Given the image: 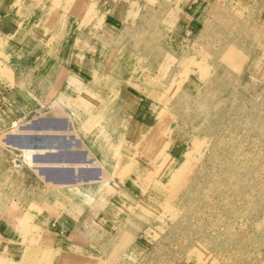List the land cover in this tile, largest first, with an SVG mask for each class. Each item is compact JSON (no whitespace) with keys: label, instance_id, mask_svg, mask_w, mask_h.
Returning a JSON list of instances; mask_svg holds the SVG:
<instances>
[{"label":"rangeland","instance_id":"rangeland-1","mask_svg":"<svg viewBox=\"0 0 264 264\" xmlns=\"http://www.w3.org/2000/svg\"><path fill=\"white\" fill-rule=\"evenodd\" d=\"M66 1L65 9L55 5V0H0V15L8 18L5 22L12 30V33L0 32V78L6 81L0 92V245L13 249L9 260L0 259V264H20L24 256V261L37 256L42 259L40 264H55L68 242L92 246L89 256L83 260L87 264H264V54L259 56V43L255 42L249 51V42L237 37L238 27L247 22L244 20L236 26L237 17L245 18L251 13L253 29L260 27L264 31V0H167V8L185 21L177 17L172 22L167 18L153 19L150 30H145L146 20L141 17L145 13L141 12L145 0ZM54 8L62 14L57 20L60 26L66 23L64 35H59L61 38L46 22L56 14ZM212 8L218 11L209 13ZM118 11L132 14L129 23L121 22V31L125 27L138 35L154 32V37H147L144 42L154 44L157 49L165 46L166 39L170 44L176 41L180 46L163 48L162 53L155 54L163 55L159 56L161 62L172 60L178 82L195 79L197 84L207 85L213 93L209 100L211 105L219 106L210 121H204L193 116L188 119L189 112L178 119L175 112H167L166 105H154L153 116L157 115L158 121L155 123L157 117L153 116L148 120L152 126L150 135H146L141 125L146 119L141 118V113L152 109L132 108L134 120L123 100L118 101L121 108L124 106L125 115L130 116L119 128L117 143L123 147L122 151L134 152L129 141L145 137L141 145L144 146L147 137L155 138L153 145L161 146L160 159L171 158L176 164V175L169 178L161 170V184L157 176L134 184L135 192L148 196V199L143 197L142 214L131 210L135 203L124 196L114 199L115 193L109 192L107 200H101L99 195L107 191L102 189L85 193L74 204L79 186H74V182L83 175H75L71 169L62 175L59 169L35 168L32 162L37 155L26 156L21 152V147L28 145L22 141L32 136L8 130L16 120L37 127L58 129L57 126H63L66 118L56 117L55 108L46 101L56 99L54 94H69L67 104H57L67 110L75 105L73 109L77 113L86 112L87 104L102 95L117 97L124 85L105 83L91 76L98 72L88 68L83 73L71 71L53 79H46L40 70L41 87L36 86L34 91L30 81L38 71L11 69L21 60L30 59L53 71L55 56L49 51L56 47L60 53L71 44L74 60L95 57L87 46L96 43L100 29L106 30L109 23H117L123 13ZM204 11L203 16L214 26L223 25L219 34L210 30L202 32L192 25L194 16L188 17V14L201 20ZM1 27L0 31L6 32ZM116 37L121 39V36ZM26 39H32L30 45L39 47L42 52L23 53L21 48ZM260 46L264 48L263 44ZM32 47L28 46L27 50ZM240 52L245 56L242 66L229 76L222 73V64L236 65V53ZM142 66L138 71L149 76L158 73L156 64V69L149 64ZM214 71L220 73L219 81L205 80L204 83ZM135 88L142 90L138 82ZM4 97L10 100L5 103ZM200 97L201 102L203 94ZM251 113L256 116H248ZM258 115L261 117L257 118ZM35 138L30 141L36 149L49 140L43 134ZM54 138L67 142L62 135L50 136V140ZM69 153L76 158L82 154ZM98 171V168L88 169L87 173ZM112 179L108 177L106 185ZM60 183L64 185H57ZM100 184L104 185V181ZM158 186L161 190L156 192ZM157 200H161V205L156 206ZM90 206L94 212L92 229L80 222ZM103 242L108 245L102 247ZM96 244L100 246L99 255L94 251ZM118 247H122L119 252ZM35 249L43 253L37 254ZM84 253L76 254L80 257Z\"/></svg>","mask_w":264,"mask_h":264},{"label":"bare ground","instance_id":"bare-ground-1","mask_svg":"<svg viewBox=\"0 0 264 264\" xmlns=\"http://www.w3.org/2000/svg\"><path fill=\"white\" fill-rule=\"evenodd\" d=\"M145 1V6L141 8V12H145L144 16L141 14V17H144L143 20H146L145 30L151 29L153 25V19H156L158 21L160 19L167 18L171 19L172 22L173 18L177 17L181 22L185 21L183 18L181 19L179 15H176L174 11L167 8L169 7L166 3L167 0ZM57 4L59 6L65 7L66 9L68 2L66 0H55V5ZM255 8H253V10H255ZM54 10L55 11H53V13L56 14L53 18H47L46 22L51 25V29H53V32L58 34V38H61V36L59 35H64V32L66 31V23L64 27L62 26L63 23L60 26L57 20L62 14L57 13L55 8ZM130 11H118L120 14L122 12L123 13L117 23H109L106 30L100 29L101 32H99L100 30L97 32L96 43L94 45L89 43L87 46L90 50H92V53H95V57L90 58L89 60H83L82 58L74 60L73 58L75 56L72 52L73 48H70L72 45L71 44L70 47H66L64 45L65 47L61 49L60 53L58 51V48L56 47H54L53 50L49 51L53 57L55 56L52 59V63L54 64L55 69L53 71L51 67L45 68L42 66V64L33 62L30 59L21 60L19 65L13 66V68L11 69V71L13 70L20 72L30 70L32 71V73L33 71H38L35 74L34 79H32L31 76L30 86L33 87L32 91H34L36 89V86L38 89V87L41 85L43 75L46 79L50 77L53 79L56 77L59 78L71 71L83 73V70L88 68L90 70H93V72H98L92 74L91 76H97L105 83L111 84L114 82L118 85L123 84L124 86L121 87V92H118V94L116 95L117 97H114L115 94L102 95L101 98L95 99L94 102L87 104L86 112L77 113V111L74 110L76 108L75 105H73L74 109L70 108L69 110H67L62 107V104L60 106L57 104L58 102L67 104V97L70 96L69 94L62 96L59 95V93L56 95L54 94V96L57 97L56 99L52 97L48 98L46 101L47 103L52 104V106L55 108L56 117L64 116V118H66V122H64L63 126H57L58 129L49 127H37L30 122L20 124L18 122L19 120H16L12 124H10V126H12L9 127L8 130L15 129L19 135L32 136L27 138L25 137V140L22 141L24 143H27L28 145L22 146L21 152L26 156L37 155V159L32 162L35 168L44 167L54 168L57 170L59 169L61 170L62 175H64L65 173H69V171L67 172V170L71 169V172H73V174L83 175V178L80 177L79 179V177H76V182H74L75 180L73 181L75 183L74 186L79 185L76 189L77 194L74 198V204H76L75 201H78L77 198L85 195V193L90 194L91 191H99L100 189H102L107 191L106 193L105 191H103V193L99 195V198L101 200H107L106 197L107 194H110L109 192L115 193V195H113L114 199H122V196H124V198H129L130 200L134 201L135 204H132L133 207L131 208V210L134 209V212H136L137 214L140 211V213L142 214L140 207L144 206L143 197L146 195H144V193L135 192L134 184L144 181L151 176H157L160 179L159 184H161V170L162 172L166 173V177L169 178L173 175H176L174 173L176 172V164L172 161L171 158L164 160L160 159L161 146L153 145L155 138L147 137V142L144 143V146H141L143 145L142 140L145 139L144 136L143 139L139 140L140 142L129 141L130 145H132V147L134 148V152L127 151L126 153L125 150L122 151L123 147H120L117 143L120 131L119 128L122 125L123 121L125 122V118H130V116L125 115V108L124 106L121 108L118 101L123 100L126 109L131 110V114L132 108L135 109L137 106L139 107L137 108V110H141L140 108L142 107L151 110L152 107H155L154 105H159L161 103L167 106V112H175L177 115L176 118L178 119H181L182 116H186V114H188L187 112H189L187 116L188 119L193 116L196 120L202 119L204 121H210V116L216 114L219 106L214 104L211 105V102L209 100L212 97L213 93L210 89H208L207 85L197 84L194 81L195 79H192L190 81L186 79L188 85L187 83L184 84L185 80H181L178 82V73L176 72V70L174 71L172 69V60H163L161 62V60H159V56L163 55L155 54L162 53L163 48H165L166 50V48H175L176 46H180L176 41H173L174 43L170 44L167 43L168 39H166L164 43L165 46L157 49L154 44H147L144 42L147 37H154V32L147 33L145 31L143 34L138 35L135 34L134 31L128 30L125 27H122V31L120 30L121 22L127 24L131 20L132 11ZM217 11L218 9L212 8L209 13L215 14ZM201 14V20L197 19L196 16L192 15L191 13L188 14V17L194 16L191 17L192 25L196 28L199 27L202 32L210 30L215 34H219L223 25L214 26V24L211 23L210 19L207 16H203L205 14V11ZM253 17L254 16L250 13L249 16H246L245 18H236V26L238 24L240 25L242 22H244V20L247 22V25L244 23H242L240 26L238 25L239 27L237 29V37L240 39H246L249 42V51L250 48L255 45V42L259 43V48L257 49L259 52V56H261L264 54V48L260 46L261 44L264 45V31L260 27H255L253 29ZM202 21L204 22V27H202L200 24V22ZM171 26L172 28H174L175 25L171 24ZM116 36H121V39H117L118 37ZM31 40L26 39V43L22 46L21 51H23V53L25 54L30 53L33 55L42 52L39 47H32L30 45V43L32 42ZM217 44H220V42L217 41ZM28 46L32 47L29 50L30 52L27 50ZM102 52H106V54L103 55ZM236 54V65H223L221 63L222 66H224L222 73L229 76V74L233 73L236 68L242 66H240V64H243L242 62L245 59V56L241 55V52ZM142 64H149L153 69H156V64L159 67V70H157L158 73H156L154 76H149L148 73L138 71L139 68L143 67ZM40 70L42 71L43 75H39ZM219 74V72L214 71L210 73L203 82L206 83L205 80L211 82L219 81ZM61 81L59 83V86H61ZM137 82L140 83V86L142 87L141 91L134 90V88L137 86ZM191 86H193V88ZM50 87L51 86H49L48 89ZM53 89H55V87H53ZM62 91L64 92V90ZM201 94H203V101L200 102ZM9 100L10 98L4 97L3 102L6 103V101ZM145 105L147 107H145ZM191 109L193 110L191 111ZM121 110H124V113ZM137 110L136 115L139 114V111ZM68 111L73 114L75 113L76 116ZM153 112L154 110L152 109L151 111L147 112L145 110V113L143 114L141 113V118L146 119L144 121H141V125L143 126L146 135L149 134L151 130L152 125H150V122L148 120H151ZM248 116L255 117L256 115L254 113H251ZM153 117H157V115ZM259 117L261 116L258 115L257 118ZM133 118L135 120V117ZM155 119L156 123L158 121V117ZM156 129L160 130V128H158V125H156ZM39 134L48 136L49 140L44 142L40 147L36 149L33 141ZM60 135H62V137H65L63 138V141L66 140V143H62V141L58 140V138H54L55 143L53 140H50V136L60 137ZM74 151L81 152L82 154H80L78 158L72 157L69 152ZM40 156H45L46 158H40ZM100 163L102 164L101 166L98 165ZM94 168H98L99 171L96 173H87L88 169ZM111 168L114 169L113 173L110 172ZM108 177L113 179L106 185V180L108 179ZM44 181H47V179H44ZM101 181H104V185L100 184ZM57 185L64 184L60 183ZM157 189L159 190H157L156 192H159L161 190L160 187ZM147 197L148 196H146V198ZM99 204L102 205V203ZM157 205H161V200H157L156 206ZM128 212L130 213V211ZM93 215V208L92 206H90L88 211L85 212V214L80 219V222H82L89 229H92L93 226L91 223ZM140 222H143L144 224V221L140 220ZM146 224L147 226H149V222H146ZM106 245L108 244L104 242L101 243L102 247H106ZM0 246V259L9 260L8 258L11 256L9 253L10 251L12 253L13 249L11 247L6 248L5 246ZM118 249L117 252L121 251L122 247H118ZM35 252L37 254L43 253V251L39 249H35ZM23 258H25V256L21 258L20 264H40L42 260L37 256L35 259H27L25 261Z\"/></svg>","mask_w":264,"mask_h":264},{"label":"crops","instance_id":"crops-1","mask_svg":"<svg viewBox=\"0 0 264 264\" xmlns=\"http://www.w3.org/2000/svg\"><path fill=\"white\" fill-rule=\"evenodd\" d=\"M7 19H8L7 17L5 19L4 15H0V25H2L1 28H2V30L6 31V32L0 31L2 34L8 33L9 31H10V33H12V30H9L10 27H9L8 22H5ZM5 86H6V81L3 80L2 78H0V92L2 91L3 87H5ZM73 246L79 250L75 251ZM90 247H92V246L86 245V244L77 246V245L70 244L68 242L65 250L62 253L58 254V256L56 257L55 264H87V262H85L83 260H86V257L89 256L88 252H89ZM95 247H96L95 248L96 250H94V251L99 255V251H98L100 249L99 244H96ZM81 252H86V253H84L82 256L80 255V257H77L76 253H81Z\"/></svg>","mask_w":264,"mask_h":264}]
</instances>
